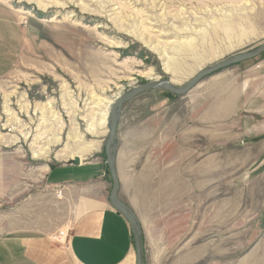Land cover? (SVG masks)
Masks as SVG:
<instances>
[{"label": "rangeland", "instance_id": "rangeland-1", "mask_svg": "<svg viewBox=\"0 0 264 264\" xmlns=\"http://www.w3.org/2000/svg\"><path fill=\"white\" fill-rule=\"evenodd\" d=\"M262 45L264 0H0V236L32 220L20 216L45 191L46 169L97 166L109 197L107 118L120 94L150 79L183 87ZM108 102L105 126L87 132ZM115 118L118 193L134 210L155 195L169 208L170 182L188 169V179L210 183L211 232L225 209V229L214 231L226 235L224 261L264 242V51L180 93L140 92ZM85 144L96 147L85 153Z\"/></svg>", "mask_w": 264, "mask_h": 264}, {"label": "crops", "instance_id": "crops-1", "mask_svg": "<svg viewBox=\"0 0 264 264\" xmlns=\"http://www.w3.org/2000/svg\"><path fill=\"white\" fill-rule=\"evenodd\" d=\"M84 165L87 164L60 165L44 171L45 191L34 200L26 199L27 210L20 216L27 222L32 220L0 236V264H136L127 220L101 192L104 182L100 177L95 180L97 166L85 174L88 168L84 169ZM185 174V179L170 182L175 191L169 199H163H168L166 209L157 207L163 202L155 195L143 200L139 197L136 211L118 193L137 218L143 264H264V242L259 240L242 258L224 261L222 254L227 247L219 239L225 240L226 235L214 233L225 229V217H220L222 209L214 217L218 224L212 233L210 183L188 179V169ZM58 186L64 187L61 198L55 194ZM224 211L223 208L222 214ZM36 216L40 219L35 220ZM250 226L251 233L257 234L253 232L254 224ZM62 232L64 240H59Z\"/></svg>", "mask_w": 264, "mask_h": 264}, {"label": "water", "instance_id": "water-1", "mask_svg": "<svg viewBox=\"0 0 264 264\" xmlns=\"http://www.w3.org/2000/svg\"><path fill=\"white\" fill-rule=\"evenodd\" d=\"M262 51H264V45L260 46L256 50L252 52H248L245 54H236L232 55L223 61L213 65L212 67L203 70L200 72L192 81L184 85L183 87H176L170 84V81L166 79H150L144 84H141L139 86H136L134 88H131L129 91L120 94L116 100L113 102V104L110 107L109 113H110V118H111V123L109 125V137L106 143V156H107V165H108V170L110 173V176L113 181V187L112 190L109 194L108 197V202L110 206L119 214H121L128 222L130 229L132 231V236H133V241H134V246H135V253H136V264H143L142 260V241H141V231L140 227L137 221V218L132 211V209L123 203L120 198L118 197V180H117V172H116V166H115V161L110 153V149L114 143L115 136H116V121H115V116H116V111L119 106H121L127 99L139 94L140 92H143L145 90L151 89V88H156V87H162L166 88L171 92L174 93H180L185 90H187L193 82L198 79L199 77L203 76L204 74L216 71L220 68L226 67L227 65L241 61L247 58H252L257 55H259ZM74 164H79L78 160L73 161Z\"/></svg>", "mask_w": 264, "mask_h": 264}, {"label": "bare ground", "instance_id": "bare-ground-1", "mask_svg": "<svg viewBox=\"0 0 264 264\" xmlns=\"http://www.w3.org/2000/svg\"><path fill=\"white\" fill-rule=\"evenodd\" d=\"M233 16V15H232ZM231 16V17H232ZM236 16H233L232 18H231V22H233V19H237V18H235ZM220 24V23H219ZM231 25V24H230ZM217 27V26H216ZM193 48V47H192ZM191 49V48H190ZM102 103V102H101ZM109 103L110 102H108L107 103V105H103V107L102 108H100L99 109V111L95 114V116L97 117V119L92 115L90 118H91V120H95V122L94 123H92V121L90 122V124L88 123V125L87 126H89L88 127V131L87 132H90V133H93V130H94V126H102V128L105 126V124H106V117H107V115H106V113H107V111H106V108L109 106ZM113 103V102H112ZM111 103V104H112ZM103 104V103H102ZM94 111V110H93ZM54 115V114H53ZM95 118V119H94ZM110 123H111V118H110V113H109V116H108V118H107V124H108V127H109V125H110ZM101 128V127H100ZM57 133V132H56ZM96 134V133H95ZM57 136V135H56ZM53 137V136H52ZM70 137H71V139H73V140H75V141H80L81 140V137H80V135H77V133H76V131H75V133H73V134H71L70 135ZM53 141L54 140H57V139H59V137H53V138H51ZM50 139V140H51ZM46 147H48V145H45V147H36V149H34L33 150V152H34V156H39V155H41V152H44L45 151V149H46ZM84 147V152L86 153V152H88V151H92L93 149H95V147H96V145L95 144H85V146H83ZM85 147H87V149L85 148ZM40 153V154H39ZM57 192V191H56ZM60 194H61V192L60 191H58V197L60 196Z\"/></svg>", "mask_w": 264, "mask_h": 264}]
</instances>
